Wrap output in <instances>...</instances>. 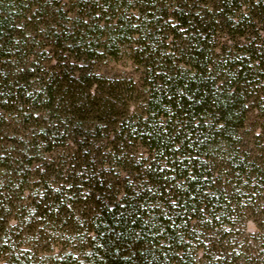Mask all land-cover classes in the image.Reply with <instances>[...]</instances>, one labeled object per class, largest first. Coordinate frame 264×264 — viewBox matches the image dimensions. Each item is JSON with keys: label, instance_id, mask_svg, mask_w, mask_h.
<instances>
[{"label": "trees", "instance_id": "obj_1", "mask_svg": "<svg viewBox=\"0 0 264 264\" xmlns=\"http://www.w3.org/2000/svg\"><path fill=\"white\" fill-rule=\"evenodd\" d=\"M139 1L146 5L139 11L140 28L129 20V14L118 16L117 8L110 9L117 23L112 29L117 32L110 34L109 41H131L136 35L145 39L140 51L142 66L153 76L146 84L147 111L132 116L126 131L150 154L139 162L144 168L136 172L148 182L126 189L115 204L100 205L92 226L96 238L91 264H190L185 241H191L207 219L209 264H221L237 256L231 245L221 255L216 244L232 234L239 213L244 233L245 224L253 221L260 233L252 240H264V168L247 166L241 158L236 162L244 167L234 172L211 168L220 158L235 157V138L247 120V83L256 77L255 68L264 71V0H210L196 8L182 6L179 0L170 15L159 0ZM24 5V0H0V112L18 106V99L25 108L33 107L31 98L35 97L37 105L55 114L58 121L30 125L28 136L14 142L15 154L6 153L2 159V169L8 178L15 177L23 197L32 181L36 155L50 154L67 143L59 126L66 124L64 117L83 120L91 105L95 120L103 123L113 117L114 110L110 102L89 100L95 82L86 84V95L81 92L79 99L67 82L50 76L41 79L39 92L28 96L31 89L23 91L22 72H10L8 65L22 50L15 23ZM170 18L174 24L167 22ZM222 26L228 35L234 34L228 42H243V49L238 48L235 55H229L226 44L216 42L217 28ZM165 31H171L175 46L181 41L178 55L182 60L168 57L167 47L158 42ZM103 35L99 30L98 38ZM79 42L84 52L90 49L89 37L81 36ZM176 61L184 68L175 65ZM4 123L0 118V126ZM124 127L125 122H120V128ZM15 158L23 163L21 168H13ZM44 186L49 187L47 180ZM66 205L60 199L46 211L57 206L68 210Z\"/></svg>", "mask_w": 264, "mask_h": 264}, {"label": "rangeland", "instance_id": "obj_2", "mask_svg": "<svg viewBox=\"0 0 264 264\" xmlns=\"http://www.w3.org/2000/svg\"><path fill=\"white\" fill-rule=\"evenodd\" d=\"M181 1L179 4L191 8L210 3V0ZM24 2L23 13H18L15 23V36L22 50L16 52L14 61L8 65L10 72L15 69L22 72L23 91L31 89L28 96L39 92L41 79L50 76L67 82L79 99L81 92L86 95V84L95 82L89 89V100L110 102L114 110L113 117L103 123L95 120L91 105H87L88 114L83 120L80 116L77 120L74 116L64 117L66 124L59 126L68 141L50 154L36 155L32 167L35 171L24 197L15 177L8 178L2 169L5 168L2 159L6 153L15 154L14 142L28 136L30 125L53 124L58 120L55 114L45 113L35 97L31 98L33 107L25 108L18 99V106L0 112L1 121L5 122L0 126V264H91L96 238L92 226L100 205L115 204L126 189L148 182L136 172L144 168L139 162L150 154L126 131L132 116L147 111L146 84L153 81V76L142 66L144 59L140 51L145 39L136 35L131 41H109L110 34L117 32L112 29L117 23L111 18V8L119 10L118 16L129 14V20L140 28L143 18L139 11L146 5L139 0H121L117 4L111 0ZM159 2L170 15L179 0ZM172 21L167 19L174 24ZM217 29L216 42L226 44L231 50L229 55L243 49L242 41L228 42L234 36L228 35V29L223 26ZM99 30L104 34L102 39L97 36ZM170 34L171 31H165L158 42L167 47L168 57L182 60L178 55L181 41L175 46ZM180 34V31L176 33ZM81 36L89 37L91 46L87 52L79 42ZM175 65L184 68L177 61ZM253 72L256 77L247 83V120L235 138V157L229 156L226 161L220 158L211 168H231L230 172H234V168L244 167L237 164L238 158L247 161V166L253 165L252 168H264V71L255 68ZM120 122H125L124 129L120 128ZM15 162L13 168H21L22 162L18 164L17 158ZM45 180L49 182L47 188H44ZM60 199L66 202L68 210L60 209V205L46 211L47 206ZM238 215L232 234L216 244L221 255L232 246L237 256L221 264H264V240H252L260 230L253 221H248L245 234L243 216ZM191 238L185 241L189 244L188 263L209 264L208 219L204 228L200 226Z\"/></svg>", "mask_w": 264, "mask_h": 264}]
</instances>
